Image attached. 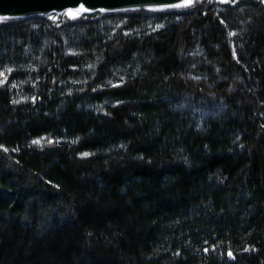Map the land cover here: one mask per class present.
<instances>
[{"label":"trees","instance_id":"16d2710c","mask_svg":"<svg viewBox=\"0 0 264 264\" xmlns=\"http://www.w3.org/2000/svg\"><path fill=\"white\" fill-rule=\"evenodd\" d=\"M0 264H264V0L0 17Z\"/></svg>","mask_w":264,"mask_h":264},{"label":"water","instance_id":"95a60500","mask_svg":"<svg viewBox=\"0 0 264 264\" xmlns=\"http://www.w3.org/2000/svg\"><path fill=\"white\" fill-rule=\"evenodd\" d=\"M186 0H0V17L36 13L116 10L123 8L172 6Z\"/></svg>","mask_w":264,"mask_h":264},{"label":"rangeland","instance_id":"374dc122","mask_svg":"<svg viewBox=\"0 0 264 264\" xmlns=\"http://www.w3.org/2000/svg\"><path fill=\"white\" fill-rule=\"evenodd\" d=\"M222 1H226V0H222ZM154 7H156V6H154ZM64 11H66L70 16H77V15H80L82 12H85V11H76L73 9H66ZM55 13H58V12L55 11Z\"/></svg>","mask_w":264,"mask_h":264},{"label":"snow or ice","instance_id":"6c2138e0","mask_svg":"<svg viewBox=\"0 0 264 264\" xmlns=\"http://www.w3.org/2000/svg\"><path fill=\"white\" fill-rule=\"evenodd\" d=\"M187 3H192V0H187ZM36 143H38V141H36ZM87 155V154H85ZM229 255H231V253H229Z\"/></svg>","mask_w":264,"mask_h":264}]
</instances>
